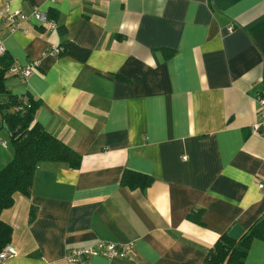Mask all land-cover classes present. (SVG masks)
Returning a JSON list of instances; mask_svg holds the SVG:
<instances>
[{
	"label": "crops",
	"instance_id": "0c3cea01",
	"mask_svg": "<svg viewBox=\"0 0 264 264\" xmlns=\"http://www.w3.org/2000/svg\"><path fill=\"white\" fill-rule=\"evenodd\" d=\"M10 4L51 11L62 26L32 19L11 30L0 16V55L35 63L26 80L9 72L6 86L40 99L38 120L82 160L39 164L30 195L2 212L17 254L0 264H74L71 249L98 241L135 248L90 264H206L223 233L264 214V131H252L264 0ZM68 40L90 49L86 60L49 51ZM4 124L0 107V171L14 156ZM127 169L153 181L125 186ZM245 264H264V240H253Z\"/></svg>",
	"mask_w": 264,
	"mask_h": 264
},
{
	"label": "trees",
	"instance_id": "16d2710c",
	"mask_svg": "<svg viewBox=\"0 0 264 264\" xmlns=\"http://www.w3.org/2000/svg\"><path fill=\"white\" fill-rule=\"evenodd\" d=\"M51 19L56 17L50 11ZM57 21V20H56ZM57 29L63 31L62 26ZM60 54L70 53L80 60H86L90 49L68 40L62 43ZM0 55V107L4 122L8 126L14 156L0 171V250L11 244L13 227L2 217L4 209L13 206L18 193L30 195L37 167L42 162H62L73 168L81 164L82 156L73 147L49 132L37 118L41 100L31 95H19L8 90L6 78L17 64L8 55ZM4 97V98H3ZM153 177L127 169L121 183L130 188L149 186ZM35 213L31 212V217ZM230 231V230H229ZM223 233L207 254L206 264H245L254 239L264 240V214L251 225L244 227L238 238Z\"/></svg>",
	"mask_w": 264,
	"mask_h": 264
},
{
	"label": "built area",
	"instance_id": "2783aa9c",
	"mask_svg": "<svg viewBox=\"0 0 264 264\" xmlns=\"http://www.w3.org/2000/svg\"><path fill=\"white\" fill-rule=\"evenodd\" d=\"M56 1V0H51ZM0 16L3 17L10 25L11 30L24 29V24L32 19L47 24L51 29H57L58 23L55 19H51L47 11L41 10L35 6L30 13H25L21 9H14L10 0H5L3 6L0 8ZM60 45H53L50 52L54 55H60L63 51ZM35 63H30L26 67H21L15 64L12 72H16L19 76L26 80L34 71ZM260 102L259 120L252 125V131H264V93L258 95ZM258 187L264 192V179L257 180ZM135 248V243H115L109 241H98L96 244L87 247L73 248L68 253V260L74 264H90L89 258L94 256H105L107 258H125L129 257ZM17 254L16 247L13 244H7L0 250V262L13 257Z\"/></svg>",
	"mask_w": 264,
	"mask_h": 264
},
{
	"label": "water",
	"instance_id": "95a60500",
	"mask_svg": "<svg viewBox=\"0 0 264 264\" xmlns=\"http://www.w3.org/2000/svg\"><path fill=\"white\" fill-rule=\"evenodd\" d=\"M4 126L8 128L7 124L5 123ZM244 227L241 224H236L231 228L229 231V235L233 238H238L239 235L242 233Z\"/></svg>",
	"mask_w": 264,
	"mask_h": 264
},
{
	"label": "rangeland",
	"instance_id": "374dc122",
	"mask_svg": "<svg viewBox=\"0 0 264 264\" xmlns=\"http://www.w3.org/2000/svg\"><path fill=\"white\" fill-rule=\"evenodd\" d=\"M8 139V138H7ZM9 140V139H8ZM9 142H10V140H9Z\"/></svg>",
	"mask_w": 264,
	"mask_h": 264
}]
</instances>
